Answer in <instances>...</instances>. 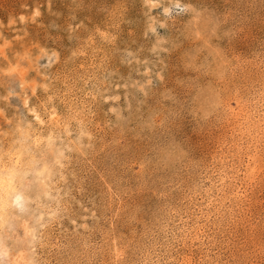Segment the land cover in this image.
Instances as JSON below:
<instances>
[{"label":"rangeland","instance_id":"rangeland-1","mask_svg":"<svg viewBox=\"0 0 264 264\" xmlns=\"http://www.w3.org/2000/svg\"><path fill=\"white\" fill-rule=\"evenodd\" d=\"M0 179V264H264V0H0Z\"/></svg>","mask_w":264,"mask_h":264},{"label":"bare ground","instance_id":"bare-ground-1","mask_svg":"<svg viewBox=\"0 0 264 264\" xmlns=\"http://www.w3.org/2000/svg\"><path fill=\"white\" fill-rule=\"evenodd\" d=\"M2 178H3V177H2ZM3 182H4V181L0 179V184H1V183L4 184ZM8 183H9V182H8ZM8 185H9V184H8ZM11 185H12V184H11ZM4 187H5V186H4ZM8 187H10V185H9ZM4 189H5V188H4ZM5 190H7V189H5ZM8 191H9V190H8ZM4 192H5V191H4Z\"/></svg>","mask_w":264,"mask_h":264}]
</instances>
